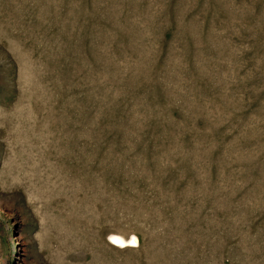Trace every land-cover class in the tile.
Masks as SVG:
<instances>
[{"label":"rangeland","instance_id":"obj_1","mask_svg":"<svg viewBox=\"0 0 264 264\" xmlns=\"http://www.w3.org/2000/svg\"><path fill=\"white\" fill-rule=\"evenodd\" d=\"M0 264H264V0H0Z\"/></svg>","mask_w":264,"mask_h":264},{"label":"bare ground","instance_id":"obj_2","mask_svg":"<svg viewBox=\"0 0 264 264\" xmlns=\"http://www.w3.org/2000/svg\"><path fill=\"white\" fill-rule=\"evenodd\" d=\"M109 243L118 249L137 248L139 243L136 237L125 239L118 235H112L109 237Z\"/></svg>","mask_w":264,"mask_h":264}]
</instances>
